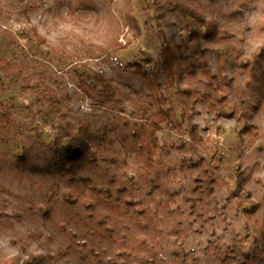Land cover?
<instances>
[{
  "label": "rangeland",
  "instance_id": "1",
  "mask_svg": "<svg viewBox=\"0 0 264 264\" xmlns=\"http://www.w3.org/2000/svg\"><path fill=\"white\" fill-rule=\"evenodd\" d=\"M181 1L219 22L206 53L218 82L185 107L181 88L205 86L187 71L166 82L163 46L188 38L174 0H0V264H221L224 251L264 264V0ZM159 85V189L136 214L88 207L52 164L64 129L143 198Z\"/></svg>",
  "mask_w": 264,
  "mask_h": 264
},
{
  "label": "trees",
  "instance_id": "2",
  "mask_svg": "<svg viewBox=\"0 0 264 264\" xmlns=\"http://www.w3.org/2000/svg\"><path fill=\"white\" fill-rule=\"evenodd\" d=\"M175 3L170 6V10L182 16L184 27L187 30V40L176 42V47H171L165 44L162 49L163 65L165 69L166 82L172 81L174 78H179L182 71L188 72L190 75L198 76L200 74L201 80L205 88L192 91L189 87H182L181 93L184 95L182 99V106H191L192 94H208L207 90L214 89L217 84V74H215L206 59L207 43L215 40L218 34V20L213 16H207L198 7L185 4L181 0H174ZM154 4H159V0H153ZM160 5V4H159ZM181 45L186 46L185 50L181 49ZM179 49V50H177ZM133 66L138 64L131 63ZM139 67V66H138ZM262 75H259L258 83L259 89L264 92V68H261ZM100 78L103 76H99ZM200 80V82H201ZM160 84V83H158ZM167 87V85H166ZM159 85L157 94L154 95L156 99L157 109L153 116L148 121L146 127L147 137L141 140V159L143 167L147 170V178L149 179V187L147 188L146 196L143 198H136L132 189L127 184L119 173L109 172L105 165L107 157L104 154L97 156L92 149L89 139L81 128L73 131L71 128L64 129V140L66 141L60 148V153L57 158L53 160V165L56 169L67 176V180L71 185H75L84 195L83 203L88 207L99 206L112 212L123 213V210L129 212V208H133V214L138 212L137 206L143 205L146 198L155 190L159 189L160 185L157 181L161 177V172L155 169V154L159 145V140L156 135L160 129V124L170 117L169 108H164L163 102L164 93ZM5 112H0V122L10 124V121L5 116ZM252 130L251 124H245V131ZM191 137L195 139L196 143L200 140L195 138L194 128L190 131ZM99 158V159H98ZM114 160V158H112ZM198 164V163H197ZM154 172L153 177L151 176ZM126 175V173H123ZM244 170H239L236 176V184L240 189L244 188L245 182ZM207 188H211V182L205 181ZM130 186L135 188L133 183ZM244 200H240L239 205H243ZM123 208V210H119ZM258 204L252 203L250 208L246 210L247 215H251ZM123 215V214H122ZM31 262L33 264H43L35 255L30 254ZM221 264H249L246 259H241L235 253L224 251L219 256ZM18 257L16 255L8 257L1 264H17Z\"/></svg>",
  "mask_w": 264,
  "mask_h": 264
}]
</instances>
